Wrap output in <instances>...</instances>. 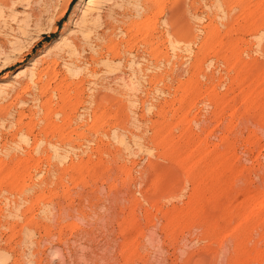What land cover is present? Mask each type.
I'll return each instance as SVG.
<instances>
[{"label": "rangeland", "instance_id": "374dc122", "mask_svg": "<svg viewBox=\"0 0 264 264\" xmlns=\"http://www.w3.org/2000/svg\"><path fill=\"white\" fill-rule=\"evenodd\" d=\"M6 1L0 264H264V0Z\"/></svg>", "mask_w": 264, "mask_h": 264}, {"label": "bare ground", "instance_id": "6f19581e", "mask_svg": "<svg viewBox=\"0 0 264 264\" xmlns=\"http://www.w3.org/2000/svg\"><path fill=\"white\" fill-rule=\"evenodd\" d=\"M90 4L92 5L93 2L91 1ZM0 5H8L6 0H0ZM3 7V6H2ZM170 17V16H169ZM171 18V17H170ZM180 32V31H179ZM176 33V32H175ZM187 33V32H186ZM184 34V33H183ZM185 37V36H184ZM21 72V71H20ZM23 72V71H22ZM18 73V72H17ZM21 74V73H20ZM19 75V74H18ZM17 75V76H18ZM165 75V74H164ZM86 138V137H85Z\"/></svg>", "mask_w": 264, "mask_h": 264}]
</instances>
